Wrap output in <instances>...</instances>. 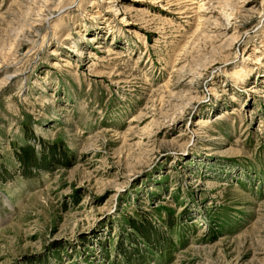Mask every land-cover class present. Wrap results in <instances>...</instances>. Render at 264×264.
<instances>
[{
  "label": "rangeland",
  "instance_id": "374dc122",
  "mask_svg": "<svg viewBox=\"0 0 264 264\" xmlns=\"http://www.w3.org/2000/svg\"><path fill=\"white\" fill-rule=\"evenodd\" d=\"M191 1L0 0V264H264V0Z\"/></svg>",
  "mask_w": 264,
  "mask_h": 264
},
{
  "label": "bare ground",
  "instance_id": "6f19581e",
  "mask_svg": "<svg viewBox=\"0 0 264 264\" xmlns=\"http://www.w3.org/2000/svg\"><path fill=\"white\" fill-rule=\"evenodd\" d=\"M191 2L195 3L196 1L193 0ZM218 5L222 9V11L218 13V15L225 17V15L229 13L228 11H230V9L235 8L236 0H207L205 3H202L199 6L207 7V9L211 8L213 10V8H215ZM237 18H238L237 16H232V13L230 12V18H229L230 19V23H231V21L233 22V24L235 22H237ZM216 20H221V19H219V17H217ZM233 20H235V22ZM222 23L220 22V25L218 24L219 25V29L217 30L218 34L216 36L217 38H220L219 39L220 41L222 39H226L227 38L226 36L229 34V27H227L229 25L224 24V26H223ZM239 35L240 34H238V32H234V33H232L230 35V37L227 40L232 42V41L236 40L239 37Z\"/></svg>",
  "mask_w": 264,
  "mask_h": 264
}]
</instances>
